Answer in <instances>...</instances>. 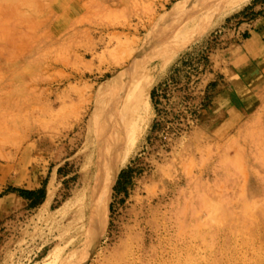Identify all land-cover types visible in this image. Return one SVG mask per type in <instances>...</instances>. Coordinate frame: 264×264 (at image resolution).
<instances>
[{
  "label": "rangeland",
  "instance_id": "374dc122",
  "mask_svg": "<svg viewBox=\"0 0 264 264\" xmlns=\"http://www.w3.org/2000/svg\"><path fill=\"white\" fill-rule=\"evenodd\" d=\"M227 1L0 0V176L15 163L34 184L0 264H264V88L228 131L200 111L219 35L264 11ZM135 71L148 122L96 237L79 180L109 122L89 117Z\"/></svg>",
  "mask_w": 264,
  "mask_h": 264
},
{
  "label": "crops",
  "instance_id": "0c3cea01",
  "mask_svg": "<svg viewBox=\"0 0 264 264\" xmlns=\"http://www.w3.org/2000/svg\"><path fill=\"white\" fill-rule=\"evenodd\" d=\"M264 9L259 2L253 7ZM221 44L207 55L208 82L202 89L201 115L215 123V129L228 131L238 126L251 101L264 88V11L254 18L227 23L219 35ZM28 167L5 166L0 176V247L6 230L15 228V214L28 206L30 198L20 190L33 189Z\"/></svg>",
  "mask_w": 264,
  "mask_h": 264
},
{
  "label": "bare ground",
  "instance_id": "6f19581e",
  "mask_svg": "<svg viewBox=\"0 0 264 264\" xmlns=\"http://www.w3.org/2000/svg\"><path fill=\"white\" fill-rule=\"evenodd\" d=\"M247 1L228 0L222 9V14L225 15L240 8ZM137 73L133 72L134 79H124L115 87L113 98L109 97L111 103L108 108L100 112L97 109L89 117V121H92L94 117L99 118L102 114L109 122L108 127L93 139L90 140L86 136L84 147L82 146L88 153V157L79 180L80 193L88 205L96 237H99L105 228L110 195L118 172L135 150L148 122L147 110L153 77L136 75ZM53 192L54 185L51 181L47 190L46 203L51 200ZM67 204L66 202L63 206Z\"/></svg>",
  "mask_w": 264,
  "mask_h": 264
},
{
  "label": "trees",
  "instance_id": "16d2710c",
  "mask_svg": "<svg viewBox=\"0 0 264 264\" xmlns=\"http://www.w3.org/2000/svg\"><path fill=\"white\" fill-rule=\"evenodd\" d=\"M151 97L153 96V92H151ZM21 195L25 196L26 198H30L31 197V191H25V190H20Z\"/></svg>",
  "mask_w": 264,
  "mask_h": 264
}]
</instances>
